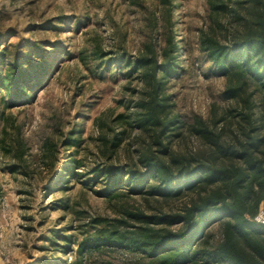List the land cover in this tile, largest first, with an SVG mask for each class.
<instances>
[{"label": "rangeland", "instance_id": "rangeland-1", "mask_svg": "<svg viewBox=\"0 0 264 264\" xmlns=\"http://www.w3.org/2000/svg\"><path fill=\"white\" fill-rule=\"evenodd\" d=\"M254 7L0 0V75L31 74L21 94L0 88V264H150L143 247L131 251L145 227L134 216L182 212L214 186L164 197L170 181L228 166L216 145L264 131V89L248 67L242 79L223 75L209 53L255 27ZM221 230L210 225L198 246ZM110 234L121 245H102Z\"/></svg>", "mask_w": 264, "mask_h": 264}, {"label": "trees", "instance_id": "trees-1", "mask_svg": "<svg viewBox=\"0 0 264 264\" xmlns=\"http://www.w3.org/2000/svg\"><path fill=\"white\" fill-rule=\"evenodd\" d=\"M251 1L255 4V27H248L243 39L231 50L212 44L209 53L223 75L242 79L248 67L257 85L264 89V6L258 10L259 0ZM13 70L11 78L0 75V88H15L21 94L31 74L16 66ZM236 91L228 87L225 95L237 97ZM261 115L264 120V112ZM256 132L246 133L242 129L243 140L227 146L216 145L221 155L230 160L228 166L198 165L194 170L179 174L176 186L170 181L166 190H162L164 197L201 185L214 186V189L199 195L177 214L135 215L145 227L139 228L136 237L130 240L131 251L143 247L150 264H264V225L252 221L260 207L264 211V131L260 135ZM160 171L161 168L156 167L154 173ZM217 222H222L220 241L211 248H200L198 243L204 231ZM172 226H180V229L168 231ZM102 239V245L118 246L124 240L117 234ZM86 244L80 245V252L88 246Z\"/></svg>", "mask_w": 264, "mask_h": 264}, {"label": "built area", "instance_id": "built-area-1", "mask_svg": "<svg viewBox=\"0 0 264 264\" xmlns=\"http://www.w3.org/2000/svg\"><path fill=\"white\" fill-rule=\"evenodd\" d=\"M252 221L257 224L264 225V212L259 211L258 214H256V216L253 217Z\"/></svg>", "mask_w": 264, "mask_h": 264}]
</instances>
